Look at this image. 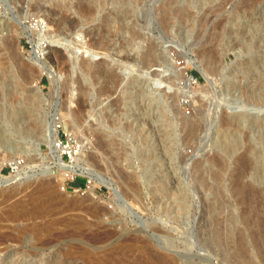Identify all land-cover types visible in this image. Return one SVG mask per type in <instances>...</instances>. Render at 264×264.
Returning <instances> with one entry per match:
<instances>
[{
	"label": "rangeland",
	"instance_id": "1",
	"mask_svg": "<svg viewBox=\"0 0 264 264\" xmlns=\"http://www.w3.org/2000/svg\"><path fill=\"white\" fill-rule=\"evenodd\" d=\"M263 30L264 0H0V156L40 171L0 182V264H133L150 247L175 264H264ZM50 125L77 150L63 160L114 192L59 174Z\"/></svg>",
	"mask_w": 264,
	"mask_h": 264
},
{
	"label": "bare ground",
	"instance_id": "2",
	"mask_svg": "<svg viewBox=\"0 0 264 264\" xmlns=\"http://www.w3.org/2000/svg\"><path fill=\"white\" fill-rule=\"evenodd\" d=\"M21 1V0H20ZM253 1V0H252ZM36 3V2H35ZM251 5V4H250ZM262 7V6H261ZM34 8L35 9H37V10H39V9H41V3H37V4H35L34 5ZM48 10H49V12H51V14L52 15H55V14H58L59 13V11L57 10V9H55V8H48ZM39 12V11H38ZM89 13V12H88ZM38 14V13H37ZM90 14V13H89ZM47 15V14H46ZM184 15V14H183ZM46 18L47 19H49L50 21H51V19H53V18H49V17H47L46 16ZM45 18V19H46ZM41 19V18H40ZM44 19V18H43ZM68 19V18H67ZM6 20V19H5ZM64 20H65V17H64V15L62 14V16L57 20L58 21V23H63L64 22ZM65 21H67V20H65ZM117 21V20H116ZM69 22H71V21H69ZM72 23V22H71ZM73 24V23H72ZM78 24V23H77ZM8 25H9V23H8ZM11 28H12V26H11ZM10 28V29H11ZM29 31L30 29H29V27H26V26H24L23 25V32L22 33H25L26 31ZM11 31V30H10ZM264 31V30H263ZM47 33L48 32H45V31H43L42 33H39V38H40V42L42 43H45L46 42V39H47V36H49V35H47ZM54 33V32H53ZM78 33V32H77ZM55 34H56V32H55ZM68 32L66 33V36L64 37V39L65 40H68L69 38V36H68ZM79 35V34H78ZM81 35V34H80ZM3 36V35H2ZM31 36V35H30ZM54 36V35H53ZM56 36V35H55ZM54 36V37H55ZM263 36H264V34H263ZM217 37V36H216ZM39 43V42H38ZM40 44V43H39ZM86 44V43H85ZM85 46H87V45H85ZM54 49V48H53ZM211 49V48H210ZM42 50V48H40V51ZM200 52V51H199ZM216 52V51H215ZM57 58V57H56ZM125 60V59H124ZM202 61V60H201ZM36 62H38V61H36ZM253 64V63H252ZM263 65H264V63L262 62H260V61H257L256 63H254V68L252 69L253 71H255V70H258V69H261L262 67H263ZM103 66V65H102ZM252 66V65H251ZM97 67V66H96ZM120 67H122V66H120ZM41 69H40V73L41 74H44V73H46V74H48V76L50 77V81H51V83L53 84V87L55 88V85L57 84V79H56V71L53 69V68H49V67H46L45 65H41V67H40ZM103 68V67H102ZM119 68V67H118ZM120 69V68H119ZM115 70V69H114ZM251 71V70H250ZM186 73V72H185ZM258 73L259 72H255L254 73V77L256 78V81H255V83H254V86H255V88H253L252 89V93H255V95H256V99L257 100H263L264 99V84H263V81H260L258 78H259V76H258ZM262 75L264 74V72L263 73H261ZM106 75V74H105ZM107 76V75H106ZM261 76V75H260ZM188 78V77H187ZM186 78V79H187ZM188 80V79H187ZM186 85V84H185ZM187 86L189 87V84H187ZM187 86H185V87H187ZM188 87L187 88H185V89H187L186 90V92L188 93V94H191L192 96L194 95L193 93L194 92H192V90H190V88L188 89ZM86 88V87H85ZM183 88H184V86H183ZM252 88V87H251ZM81 89V88H80ZM109 90V89H108ZM114 90V89H113ZM251 90V89H250ZM86 91V90H85ZM250 92V93H251ZM257 95L258 96H260V97H257ZM191 96V97H192ZM80 97V96H79ZM82 98V97H81ZM74 99V98H73ZM78 101H80L79 100V98H78ZM72 102V101H71ZM75 102H77L76 100H75ZM118 102V101H117ZM80 104V103H79ZM79 104H77V105H79ZM100 104H101V106H103L104 105V101H102V102H100ZM116 104V103H115ZM67 105V104H66ZM112 105V104H111ZM114 105V104H113ZM80 107V106H79ZM83 107V106H82ZM67 108V107H66ZM71 108V107H70ZM116 108V107H115ZM117 109V108H116ZM59 111V110H58ZM115 111V110H114ZM61 112V110L59 111V113ZM69 112V111H68ZM62 113H64L63 111H62ZM66 113V112H65ZM64 113V114H65ZM70 113V112H69ZM67 114V113H66ZM72 114V113H71ZM61 115V114H60ZM70 116V115H69ZM61 117H64V116H61ZM62 119H64V118H62ZM65 119H67L66 118V115H65ZM64 119V120H65ZM63 120V121H64ZM50 121V120H49ZM52 122V121H51ZM47 125H48V123H46ZM54 124V123H53ZM68 123L66 122V120L64 121V124L63 125H65V126H68L67 125ZM55 131H57V127L56 128H53V127H51V125L50 126H47V128H46V130L43 132V142H46L48 145H49V147H50V149H51V154H52V156H51V160L55 163V164H57L58 166H59V174L60 175H66V174H68V172H71V173H73V174H76V173H78V174H91L92 172H94L95 174H96V179H97V181H99V182H101V183H103V184H105L112 192H114L115 190H114V184H113V182H112V180L111 179H109V178H106L105 176H101L97 171H96V169L95 168H93L90 164H88L85 160H84V158L82 159V157L80 158L79 157V159L77 158V161L76 162H71V163H67V162H65L64 160H63V158H62V154H63V152L61 151V148L60 147H57V145H56V139H57V137H56V132ZM84 147V146H83ZM73 161H74V159H73ZM249 161V160H248ZM53 164V163H52ZM248 164H249V162H248ZM45 165V164H44ZM47 165V167H46V171H45V173L46 174H52V173H55V171L53 170V165H50V164H46ZM90 165V166H89ZM36 166H31L30 168L33 170V172L32 173H30L29 172V170L27 169V170H25L24 172H22V173H20V174H18V175H16V176H6L5 177V179H3L2 181H1V183H12V182H15V181H17L20 177H24L25 175H27V176H31V175H33L34 174V179H35V177H37L38 175L37 174H40L39 172L40 171H36V170H34V168H35ZM36 171V172H35ZM42 173H44V171H42ZM93 174V173H92ZM91 174V175H92ZM69 175V174H68ZM65 177V176H64ZM239 184V183H238ZM239 187V186H238ZM46 188V187H45ZM42 189H44V186L41 188V190ZM249 189V188H248ZM260 189V188H259ZM240 190V189H239ZM258 189H256V191H257ZM167 191V190H166ZM244 191H245V189H244ZM253 191H255V190H253ZM258 191H260V190H258ZM258 191H257V193H258ZM172 193V192H171ZM252 193V192H251ZM255 193V192H254ZM257 193H255V194H257ZM166 196V195H165ZM262 196V195H261ZM263 197L264 196H262V197H260V198H262L263 199ZM244 198V197H243ZM250 198V197H249ZM262 199H259V200H261L262 201ZM248 200V199H247ZM263 202V201H262ZM259 203V202H258ZM264 203V202H263ZM257 204V203H256ZM263 215V214H262ZM263 218V217H262ZM264 219V218H263ZM54 223V222H53ZM48 224H49V222H48ZM47 224V225H48ZM47 225H45V223L42 225V227L44 228L45 226H47ZM50 225H52V223H50ZM48 226V227H50L51 228V226ZM147 228L148 227H151V226H153L152 224H147V225H145ZM40 228V227H39ZM46 229H47V227H45ZM144 230H145V228H144ZM264 230V229H263ZM264 236V235H263ZM168 239V238H167ZM168 241V240H167ZM172 240H170V241H168V242H171ZM264 241V240H263ZM127 247V246H126ZM128 248H131V247H128ZM124 249H126V248H124ZM145 249V248H144ZM126 252H128L127 250H125ZM65 253V252H64ZM78 253V252H77ZM116 253V252H115ZM139 253V252H138ZM126 254V253H125ZM129 254V253H128ZM162 253H158L155 249H152L151 247L150 248H147V249H145V251L143 250L142 252H141V254L139 253V257L138 258H136L135 259V261H134V263L133 264H175V262H173L174 260H172V259H170L169 258V256L167 257V256H164V255H161ZM112 255V254H111ZM124 255V254H123ZM82 256H84V255H82ZM96 256H98L97 254L95 255V257H94V255L92 254V253H90V252H85V264H103V262H105V261H108V259L107 260H105V259H103L104 258V256H101L100 257V259H103L104 261H102V260H99V259H97L96 258ZM130 256V255H129ZM56 257V256H55ZM67 257V256H66ZM103 257V258H102ZM107 257V256H106ZM109 257V256H108ZM98 258H99V256H98ZM84 259V258H83ZM117 259V258H116ZM115 259V260H116ZM124 259V258H123ZM174 259V258H173ZM77 260V259H76ZM126 260V259H125ZM69 261H70V258L69 257H67L66 259L64 258V259H57V260H50L49 261V263L48 264H69ZM81 262V261H80ZM121 262H123V260L121 259V258H119V259H117V261L116 262H114V263H121ZM105 264H106V262H105ZM108 264V263H107ZM110 264V263H109ZM128 264V263H127Z\"/></svg>",
	"mask_w": 264,
	"mask_h": 264
},
{
	"label": "built area",
	"instance_id": "3",
	"mask_svg": "<svg viewBox=\"0 0 264 264\" xmlns=\"http://www.w3.org/2000/svg\"><path fill=\"white\" fill-rule=\"evenodd\" d=\"M44 27L45 26H42L41 29H43ZM46 46H47V43H43V42L41 43L40 42V45H36L35 47H32L34 57H36L37 59L41 58V56L44 53H43V50L40 51V48L46 47ZM189 79H190L189 80L190 85H192V83L194 84L195 79L193 78V76H189ZM57 127L62 128V124L57 123ZM69 141H70V139L66 138V142L68 143ZM71 141H73V140L71 139ZM66 142H65V140H63L60 137H57V139H56V145H57V147L61 148V151L63 152V154L68 153L70 155V150L74 151V154L77 153V150L69 149ZM67 149L69 151H67ZM5 168H8V169H6L7 171H9L8 175L4 173ZM28 168H30V167L27 166L25 159L22 157H17V158H14V159L7 162L3 159V157L0 156V182L3 179H5L6 176H16V175L24 172Z\"/></svg>",
	"mask_w": 264,
	"mask_h": 264
},
{
	"label": "trees",
	"instance_id": "4",
	"mask_svg": "<svg viewBox=\"0 0 264 264\" xmlns=\"http://www.w3.org/2000/svg\"><path fill=\"white\" fill-rule=\"evenodd\" d=\"M73 184H74V185H80L81 182L77 180V181H75Z\"/></svg>",
	"mask_w": 264,
	"mask_h": 264
}]
</instances>
